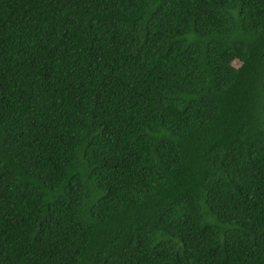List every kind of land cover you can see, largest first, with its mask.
<instances>
[{
    "label": "trees",
    "instance_id": "1",
    "mask_svg": "<svg viewBox=\"0 0 264 264\" xmlns=\"http://www.w3.org/2000/svg\"><path fill=\"white\" fill-rule=\"evenodd\" d=\"M0 264H264V0H0Z\"/></svg>",
    "mask_w": 264,
    "mask_h": 264
},
{
    "label": "rangeland",
    "instance_id": "2",
    "mask_svg": "<svg viewBox=\"0 0 264 264\" xmlns=\"http://www.w3.org/2000/svg\"><path fill=\"white\" fill-rule=\"evenodd\" d=\"M235 69H236V64H232V65L229 67V69L227 70V73H229V74H234Z\"/></svg>",
    "mask_w": 264,
    "mask_h": 264
}]
</instances>
